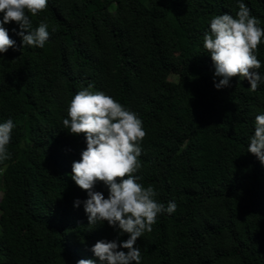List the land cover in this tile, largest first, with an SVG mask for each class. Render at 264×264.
<instances>
[{"label": "trees", "instance_id": "1", "mask_svg": "<svg viewBox=\"0 0 264 264\" xmlns=\"http://www.w3.org/2000/svg\"><path fill=\"white\" fill-rule=\"evenodd\" d=\"M242 2L264 27V0ZM237 11V0H48L29 14L33 29L48 24L43 48L21 46L19 25H4L16 47L0 53V123L16 127L0 162V264H100L97 240L128 238L89 225L87 193L71 179L86 142L62 120L89 84L138 114L147 135L136 175L177 205L137 239L141 264H264V164L247 151L264 82L217 89L203 47L211 17ZM257 58L264 76V43ZM93 190L107 198L102 182Z\"/></svg>", "mask_w": 264, "mask_h": 264}, {"label": "clouds", "instance_id": "2", "mask_svg": "<svg viewBox=\"0 0 264 264\" xmlns=\"http://www.w3.org/2000/svg\"><path fill=\"white\" fill-rule=\"evenodd\" d=\"M235 15H213L209 31L203 35V47L211 57L214 75L220 77L214 86H230L232 78L247 80L250 91H256L264 82L258 71L261 61L257 58L258 46L264 43V27L259 18L251 14L242 0H237ZM48 7V0H0V53L15 49L16 42L9 36L5 24L19 25L17 35L21 46L43 48L49 40L48 24L40 22L32 28L30 16H37ZM15 31V30H14ZM63 129L85 137L86 147L80 159L71 164V179L87 193L83 201L89 225L106 221L108 225L128 234V238L97 240L91 251L100 264H141V250L136 246L138 238L150 233L157 218L163 213L175 212L177 205L169 201L167 206L156 199L154 187L139 182L136 175L142 167L141 143L147 133L138 114L104 91L93 90L89 84L76 92L67 106V118ZM12 119L0 123V162L11 158L8 145ZM247 151L264 164V113L255 116L254 133L249 137ZM102 182L107 188V198L94 185ZM81 201H75L79 205ZM120 249H127L123 251ZM76 264H96L93 259H79Z\"/></svg>", "mask_w": 264, "mask_h": 264}, {"label": "rangeland", "instance_id": "3", "mask_svg": "<svg viewBox=\"0 0 264 264\" xmlns=\"http://www.w3.org/2000/svg\"><path fill=\"white\" fill-rule=\"evenodd\" d=\"M174 79H175V77H174ZM24 106H25L24 104L18 105L17 109H16V112L21 113L23 108H24ZM1 197H2V191L0 190V200H1Z\"/></svg>", "mask_w": 264, "mask_h": 264}, {"label": "bare ground", "instance_id": "4", "mask_svg": "<svg viewBox=\"0 0 264 264\" xmlns=\"http://www.w3.org/2000/svg\"><path fill=\"white\" fill-rule=\"evenodd\" d=\"M82 241H83V240H82ZM80 242H81V241H80ZM84 242H85V241H84ZM84 242H82V244H84V245H85V243H84ZM77 245H78V243H77ZM79 245H80V244H79ZM87 245H88V244H87ZM89 245H90V246H88V247H91V245H92V244H89ZM80 246H81V245H80ZM80 246H79V247H80ZM77 247H78V246H77ZM77 247H76V248H77ZM82 248H84V247H82ZM85 250H86V249H85ZM76 252H77V250H76ZM76 254H77V253H76ZM76 259H77V257H76ZM79 259H80V258H79ZM77 260H78V259H77Z\"/></svg>", "mask_w": 264, "mask_h": 264}]
</instances>
